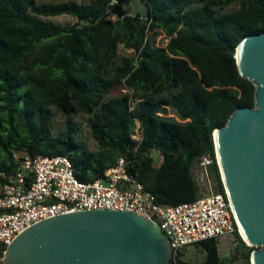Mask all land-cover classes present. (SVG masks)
Instances as JSON below:
<instances>
[{
	"label": "trees",
	"instance_id": "trees-1",
	"mask_svg": "<svg viewBox=\"0 0 264 264\" xmlns=\"http://www.w3.org/2000/svg\"><path fill=\"white\" fill-rule=\"evenodd\" d=\"M113 1L0 0V187L16 172V153L67 156L82 182L123 157L156 204L178 205L200 197L194 168L209 157V179L224 194L213 134L238 108L256 106L235 54L243 39L264 34V0H142L144 15ZM62 15L76 22L50 19ZM160 34L166 45L156 44ZM121 45L134 55L121 56ZM118 87L127 92L113 95ZM54 109L65 117L57 134ZM79 113L97 150L80 137ZM235 236L250 264L258 248ZM195 246L201 264H232L214 239ZM184 254L177 264H193Z\"/></svg>",
	"mask_w": 264,
	"mask_h": 264
},
{
	"label": "water",
	"instance_id": "water-1",
	"mask_svg": "<svg viewBox=\"0 0 264 264\" xmlns=\"http://www.w3.org/2000/svg\"><path fill=\"white\" fill-rule=\"evenodd\" d=\"M240 75L256 87L255 108H238L214 131L224 188L252 264H264V34L241 41ZM225 179V180H224ZM173 251L151 221L127 211L59 215L25 230L7 248L4 264H169Z\"/></svg>",
	"mask_w": 264,
	"mask_h": 264
},
{
	"label": "built area",
	"instance_id": "built-area-1",
	"mask_svg": "<svg viewBox=\"0 0 264 264\" xmlns=\"http://www.w3.org/2000/svg\"><path fill=\"white\" fill-rule=\"evenodd\" d=\"M113 3H117L114 0ZM112 3V5H113ZM109 19H114L109 12ZM18 165L10 182L0 187V264L7 248L25 230L44 220L75 212L116 210L136 213L151 221L169 240L172 263L180 253L207 240L236 237L240 227L225 193H204L192 202L158 205L153 194L128 170L130 160L120 157L103 177L80 181L67 156L14 155ZM209 157L201 161V179L209 182ZM198 181V180H197ZM200 186V183H198Z\"/></svg>",
	"mask_w": 264,
	"mask_h": 264
},
{
	"label": "rangeland",
	"instance_id": "rangeland-1",
	"mask_svg": "<svg viewBox=\"0 0 264 264\" xmlns=\"http://www.w3.org/2000/svg\"><path fill=\"white\" fill-rule=\"evenodd\" d=\"M43 1H48V0H38V2H43ZM77 1L84 3L90 2V0H77ZM123 6L125 11L131 15H135L137 13L144 15L146 14L147 11L146 5L142 0H125ZM50 19L62 25H72L76 22L75 18L68 15L51 17ZM167 42L168 39H166L164 34H160L156 37L157 45H166ZM119 52L121 56L134 55L133 50L124 49L122 45L119 48ZM122 92H127V88L118 87L117 90L114 91L113 95H119ZM53 112H54V118H53L54 131L57 134L59 131H61V129L64 126L65 117L56 109H54ZM168 116H173V114L170 113V109L168 110ZM73 121L75 125L79 128V134L81 139L89 146L91 150H97L98 144L90 133L88 115L84 113H79L74 117ZM139 137H140V130L139 127H137L135 138H139ZM154 156L157 161L159 159L158 156L157 155ZM200 172H201V162L196 164L194 168V175L198 180V183H200V187L204 193L210 192L216 194L214 183L211 180H209V182L206 179L202 180L200 176ZM219 251H220V256L221 258H223V260L227 262L231 261L232 264H244L242 260L241 251L237 249L236 237L220 241ZM203 258H204V253L197 246H191L187 248L183 257L184 260L189 261L193 264H201ZM250 264H252L251 259H250Z\"/></svg>",
	"mask_w": 264,
	"mask_h": 264
},
{
	"label": "bare ground",
	"instance_id": "bare-ground-1",
	"mask_svg": "<svg viewBox=\"0 0 264 264\" xmlns=\"http://www.w3.org/2000/svg\"><path fill=\"white\" fill-rule=\"evenodd\" d=\"M225 180V179H224ZM240 234L242 235V237L245 239V241H247L246 240V237H245V235H244V233H243V231H242V229L240 228Z\"/></svg>",
	"mask_w": 264,
	"mask_h": 264
}]
</instances>
